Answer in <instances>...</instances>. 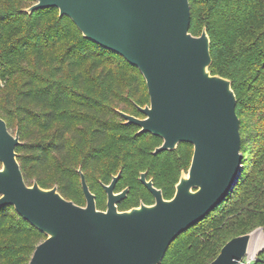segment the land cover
Here are the masks:
<instances>
[{
	"label": "trees",
	"instance_id": "1",
	"mask_svg": "<svg viewBox=\"0 0 264 264\" xmlns=\"http://www.w3.org/2000/svg\"><path fill=\"white\" fill-rule=\"evenodd\" d=\"M188 1L189 33L198 37L205 30L209 37L210 74L231 82L240 125L242 173L218 206L170 244L160 264H209L229 240L258 228L264 232V0ZM4 5L5 0H0V76L22 79L14 96L6 97L0 118L8 130L14 126L18 133L15 152L25 184L35 182L45 190L56 187L65 200L84 207L80 170L97 210L104 211L103 186L113 176L96 177L94 170L104 158L105 147L119 145V164L111 168L113 173L115 168L120 172L114 193L123 185L128 191L118 211L153 204L138 180L141 173H146L164 200H170L190 166L193 148L181 143L174 151L153 154L156 148L150 149L149 143L159 145L161 140L138 134L139 128L119 115L143 118L137 108H142L140 99L148 94L139 71L84 39L56 9L27 14ZM48 17L54 22L43 29ZM17 22H25V31L6 41V30ZM68 37L70 44L47 72L43 51ZM30 51L32 69L6 68L15 59L29 63L25 58ZM85 65L87 74L82 71ZM93 82L98 84L96 95L91 90ZM45 131L48 139L41 136ZM37 135L41 138L31 139ZM2 237L10 242L0 243V264H28L35 247L46 238L8 206L0 208V241ZM250 264H264V251Z\"/></svg>",
	"mask_w": 264,
	"mask_h": 264
},
{
	"label": "water",
	"instance_id": "2",
	"mask_svg": "<svg viewBox=\"0 0 264 264\" xmlns=\"http://www.w3.org/2000/svg\"><path fill=\"white\" fill-rule=\"evenodd\" d=\"M25 13L56 9L82 37L116 54L144 79L149 105L143 119L119 112L126 124L162 141L153 154L193 148L170 200L146 173L139 182L154 199L127 211L117 205L128 189L114 193L120 172L103 186L106 209L97 210L80 170L85 206L65 200L56 187L27 186L17 162L19 136L0 118V208L12 207L46 238L28 264H160L170 244L202 221L233 190L242 173L239 119L231 82L211 75L205 30L189 33L188 0H29ZM251 234L229 240L209 264H241Z\"/></svg>",
	"mask_w": 264,
	"mask_h": 264
},
{
	"label": "rangeland",
	"instance_id": "3",
	"mask_svg": "<svg viewBox=\"0 0 264 264\" xmlns=\"http://www.w3.org/2000/svg\"><path fill=\"white\" fill-rule=\"evenodd\" d=\"M32 5H33L32 2L18 1V0H5V5L3 7L6 9H9V10H18V9L26 10ZM53 22H54V18H51V17L46 18L42 23V28L44 29L46 27L47 28L50 27V25ZM24 26H25V22L14 23L12 26H10L6 30L5 40L9 41V40L16 38L17 36L21 35L25 31ZM70 42H71V37L64 38L62 40H59L55 44V46L49 47L48 49L43 51L44 52L43 61H44V66L46 67L47 72H49L50 69L56 64V62L58 61V58L61 56V54L68 47ZM32 55H33V51H30L29 53H27V56L25 58V62L29 61V63H27V64L22 63V62H19L18 59H15L11 63V65L7 64L8 67H6V68L21 69V68L25 67V69H28V70L32 69V66H30V60L32 58ZM0 71H1V69H0ZM82 71L85 74L88 73L87 65H85L82 68ZM95 74H97V72ZM123 77H124V75L121 74L120 78H123ZM21 79H22V77H20V76H10V77L7 76L5 78L0 76V116L1 117H2L1 111H3L6 108V106H5L6 97H9V96L13 97L14 96V93L17 90ZM93 83H94V86L92 87L91 90H92V93L94 95H96L99 92L98 84L96 82H93ZM140 100H141L142 108L149 105L148 97H146V96L142 97ZM127 113L131 114L130 111H128ZM9 131L12 135H14L16 133L14 126H12ZM41 136H44L45 139H48L50 135H47V132L45 131V133H43ZM41 136L40 135H37L35 137L33 136L31 139L36 138L38 140L41 138ZM161 144L162 143H159V145L154 144V143H149V148L150 149L157 148ZM116 147L120 148L121 146L114 145L111 148H109V150H106L107 147H105V150H103V153L105 152V154H103L104 158L102 159L100 164L97 165V167L94 170V175L96 177L99 175H102L105 178H108V177L111 178L112 176L113 177L117 176L118 168H115L114 173L111 172V170H112L111 168L117 167V165L119 164L118 162H119L120 153L118 150H116ZM249 151H251V150H249ZM116 161H118V162H116ZM0 167H1V165H0ZM96 181H97V179H96ZM125 188H126V186L123 185V187L120 189L119 192H121ZM103 193H104V195L102 196V199H103L105 207H106V195H105V192H103ZM249 234H251V241H250L249 249H248L247 255L245 256V258L243 259L241 264H250L252 261H254L257 254L260 251H264V232L262 231V229H260V228L255 229V230L251 231ZM2 238H4V239H1L0 243L4 244L5 242H7V243L10 242V239L8 240V239H6V237H2Z\"/></svg>",
	"mask_w": 264,
	"mask_h": 264
},
{
	"label": "flooded vegetation",
	"instance_id": "4",
	"mask_svg": "<svg viewBox=\"0 0 264 264\" xmlns=\"http://www.w3.org/2000/svg\"><path fill=\"white\" fill-rule=\"evenodd\" d=\"M144 118V117H143ZM143 118H138V119H143ZM162 142V141H161ZM139 179V178H138ZM147 180V179H146ZM154 200V199H153ZM154 203V202H153Z\"/></svg>",
	"mask_w": 264,
	"mask_h": 264
},
{
	"label": "bare ground",
	"instance_id": "5",
	"mask_svg": "<svg viewBox=\"0 0 264 264\" xmlns=\"http://www.w3.org/2000/svg\"><path fill=\"white\" fill-rule=\"evenodd\" d=\"M250 245V244H249ZM249 249V248H248Z\"/></svg>",
	"mask_w": 264,
	"mask_h": 264
}]
</instances>
